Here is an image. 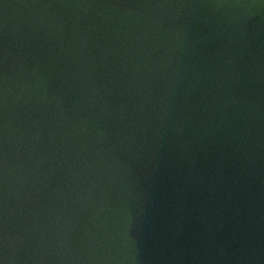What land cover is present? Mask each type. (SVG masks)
Returning a JSON list of instances; mask_svg holds the SVG:
<instances>
[{"label": "water", "instance_id": "1", "mask_svg": "<svg viewBox=\"0 0 264 264\" xmlns=\"http://www.w3.org/2000/svg\"><path fill=\"white\" fill-rule=\"evenodd\" d=\"M0 264H264V0H0Z\"/></svg>", "mask_w": 264, "mask_h": 264}]
</instances>
